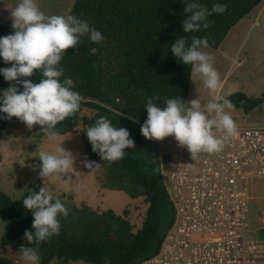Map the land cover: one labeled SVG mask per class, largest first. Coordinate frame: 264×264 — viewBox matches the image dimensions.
I'll list each match as a JSON object with an SVG mask.
<instances>
[{
	"label": "trees",
	"instance_id": "trees-1",
	"mask_svg": "<svg viewBox=\"0 0 264 264\" xmlns=\"http://www.w3.org/2000/svg\"><path fill=\"white\" fill-rule=\"evenodd\" d=\"M217 2L227 6L223 14L209 17L207 29L184 33L183 0H75L69 15L86 20L90 27L102 33L103 40L93 43L85 35L74 49L66 50L60 62L64 69L61 80L72 78L76 82L74 90L85 99L79 111L59 122L56 129L60 136L79 130L87 160L101 163L96 171L99 180L102 181L99 175L105 174L103 180L108 179L106 184L110 188L126 190L134 199L142 198L148 208L138 228L112 210L66 207L68 215L58 217L59 234L38 246L40 264L78 261L105 264V258L108 264H141L158 254L174 223L175 210L161 171L157 170V142L145 138L140 131L147 119L145 105L153 97H159L154 103L160 107L169 98L179 97L185 103L188 100L191 66L180 63L170 50L178 37H186L190 43L193 36H207L208 48L217 50L236 25L264 4V0H200L209 8ZM13 31L12 26L0 24V37ZM4 67L11 64L1 58L0 68ZM41 78L37 70L29 79L39 83ZM8 87L10 82L0 76V89ZM230 101L235 108L244 107L249 114L264 105V94L254 100L236 93ZM113 109L122 112V116ZM101 116L108 117L114 126L127 129L134 141V147L126 149L124 157L114 163L101 161L85 134ZM13 122L21 121L0 114V145ZM39 188L30 184L15 198L0 192V220L5 224L0 237L3 246L14 247L18 252L21 245L31 246L23 236L26 230H31L34 218L22 200L29 194L28 189L39 191ZM262 237L264 240V229ZM0 264L22 263L1 253Z\"/></svg>",
	"mask_w": 264,
	"mask_h": 264
},
{
	"label": "clouds",
	"instance_id": "clouds-1",
	"mask_svg": "<svg viewBox=\"0 0 264 264\" xmlns=\"http://www.w3.org/2000/svg\"><path fill=\"white\" fill-rule=\"evenodd\" d=\"M183 5L186 14L182 26L184 33L207 29L209 17L227 10L225 4L218 2L210 8L200 0H183ZM11 18L13 33L0 37V58L11 64V67L0 68V76L10 82V87L0 89V114H5L9 120L13 117L19 119L29 129L39 125L47 140L54 142L61 135L56 125L78 112L85 99L74 90L76 82L72 78L61 80L64 69L60 62L66 50L74 49L81 37L87 35L91 42L99 43L103 35L90 27L86 20L74 15H45L37 0H19L11 11ZM208 47L207 36H193L190 43L186 37H178L170 50L180 63L191 66L192 76L202 78L213 99L206 105H202L199 98L185 105L179 97L169 98L165 106L160 107L154 103L159 97H153L145 105L147 119L140 129L149 140L162 141L173 137L180 147L187 149L193 160L202 152H220L229 138L239 134L229 111L234 105L230 99L218 94L223 84L213 66V56L203 50ZM37 70L42 78L39 83H33L29 78ZM113 111L122 116V112ZM85 134L92 151L100 156L101 161L117 162L124 157L126 149L134 147L129 131L114 126L105 116L99 117ZM37 158L41 162L38 167L43 182L50 176H60L65 183L72 181L69 173L76 164V156L62 144L55 153L39 151ZM83 164L93 174L101 167V163L92 161H84ZM81 187L77 185L76 190ZM28 192L22 204L31 211L34 219L31 230L24 232L23 239L31 246L21 245L19 254L28 264H40L39 244L59 234L61 225L58 217L67 216L68 210L47 187L42 186L39 191L28 189ZM105 264H108L106 258Z\"/></svg>",
	"mask_w": 264,
	"mask_h": 264
},
{
	"label": "rangeland",
	"instance_id": "rangeland-1",
	"mask_svg": "<svg viewBox=\"0 0 264 264\" xmlns=\"http://www.w3.org/2000/svg\"><path fill=\"white\" fill-rule=\"evenodd\" d=\"M74 2L75 0H37L41 11L49 16L69 15ZM18 3L19 0H0V24L12 26L11 11ZM261 7L254 9L250 14L257 15ZM250 14L244 18V22L231 30L219 49H203L213 56V66L220 74L223 87L218 94L228 99L236 93H243L254 100L262 98L264 94V19L262 17V20H258L257 23L251 22ZM252 25H254L253 28ZM197 98L202 105H206L213 99L198 75L192 76L187 102ZM229 111L237 126H264V105L249 114L244 107H234ZM11 125L12 129L0 145V192L15 198L30 184H36L47 187L66 207L86 206L100 212L112 210L138 228L142 226L145 219L144 212L148 208L145 207L142 198L134 199L126 190L110 188L106 184L108 179L103 180L105 174L99 175L102 176L101 181L96 172L93 174L84 167L83 162L88 160L79 130L60 136L52 142L47 140L43 132H40L39 125H34L31 129L23 122H13ZM156 142V153L159 154V143ZM60 144L76 156V164L69 173L73 179L70 183H65L60 176H50L43 182L39 176L38 165L41 162L37 158V153L39 151L55 153ZM159 160L160 154L156 156L158 172L161 171ZM77 185H82L79 191L76 190ZM257 185V190L254 187L251 188L253 200L251 201L250 231L246 238L261 242L264 229V179H260ZM136 191L139 190L136 189ZM1 221L0 237L5 229V224ZM1 253L22 264H28L14 247L3 246L0 242Z\"/></svg>",
	"mask_w": 264,
	"mask_h": 264
},
{
	"label": "built area",
	"instance_id": "built-area-1",
	"mask_svg": "<svg viewBox=\"0 0 264 264\" xmlns=\"http://www.w3.org/2000/svg\"><path fill=\"white\" fill-rule=\"evenodd\" d=\"M237 129L220 152L194 160L173 137L158 141L175 220L159 253L141 264H264V240L246 238L251 188L264 179V126Z\"/></svg>",
	"mask_w": 264,
	"mask_h": 264
},
{
	"label": "crops",
	"instance_id": "crops-1",
	"mask_svg": "<svg viewBox=\"0 0 264 264\" xmlns=\"http://www.w3.org/2000/svg\"><path fill=\"white\" fill-rule=\"evenodd\" d=\"M251 15V14H250ZM251 18H250V20H251V22L253 21L254 23H257V21L259 20V21H261L262 20V17H263V19H264V4L262 5V7H261V10H259L258 11V13H257V15H251L250 16ZM242 22H244V19L240 22V23H242ZM246 25V24H245ZM244 25V26H245ZM253 26L254 25H252V28H253ZM259 183V181H255L254 183H253V187H254V189L255 190H257L258 189V184Z\"/></svg>",
	"mask_w": 264,
	"mask_h": 264
}]
</instances>
